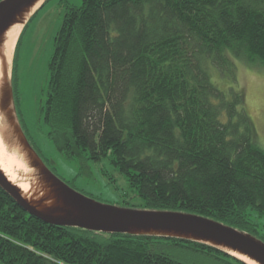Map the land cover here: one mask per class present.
<instances>
[{
	"label": "trees",
	"instance_id": "1",
	"mask_svg": "<svg viewBox=\"0 0 264 264\" xmlns=\"http://www.w3.org/2000/svg\"><path fill=\"white\" fill-rule=\"evenodd\" d=\"M39 10L12 57L17 117L15 53ZM234 60L264 65V0L66 5L41 108L48 138L68 160L115 167L132 197L123 208L206 218L264 243L249 219L264 218V151L243 95L227 98L209 75ZM174 251L243 264L178 239L46 225L0 190V264H188Z\"/></svg>",
	"mask_w": 264,
	"mask_h": 264
},
{
	"label": "water",
	"instance_id": "2",
	"mask_svg": "<svg viewBox=\"0 0 264 264\" xmlns=\"http://www.w3.org/2000/svg\"><path fill=\"white\" fill-rule=\"evenodd\" d=\"M46 1L1 0L0 45L7 30L15 25H21L23 29ZM0 116L3 121H7V130L4 129L2 135L9 139V145L21 151L29 167L35 171V187L38 191L34 196H23L1 171L0 190L36 220L50 226L91 233L178 239L206 245L243 264L247 263L238 257L254 264H264V243L248 233L192 215L102 205L68 187L44 165L19 126L13 99L11 67L9 84L3 85L0 90Z\"/></svg>",
	"mask_w": 264,
	"mask_h": 264
},
{
	"label": "rangeland",
	"instance_id": "3",
	"mask_svg": "<svg viewBox=\"0 0 264 264\" xmlns=\"http://www.w3.org/2000/svg\"><path fill=\"white\" fill-rule=\"evenodd\" d=\"M81 3L82 0H49L27 25L15 53L17 120L28 143L44 165L68 187L102 205L123 208V202L132 198L124 177L107 160L94 163L66 159L49 140L41 112L54 37L66 5L79 7ZM233 64L234 69L225 70L224 73L211 68V81L227 98L231 90L243 95L257 143L264 151V65L248 64L242 60H234ZM132 204L138 205L136 200ZM249 219L258 225V235L264 237V218L256 219V215L250 213ZM172 256L188 264H216L185 252L174 251Z\"/></svg>",
	"mask_w": 264,
	"mask_h": 264
},
{
	"label": "bare ground",
	"instance_id": "4",
	"mask_svg": "<svg viewBox=\"0 0 264 264\" xmlns=\"http://www.w3.org/2000/svg\"><path fill=\"white\" fill-rule=\"evenodd\" d=\"M21 29V25H15L3 36L0 45V90L3 85L9 84L12 54ZM6 123L7 121H3L0 116V171L11 184L21 191L23 196H34L38 191L35 187V171L29 167L21 151L16 146L9 145L7 141L9 139L2 135L3 130H7ZM238 258L247 264H254L243 257Z\"/></svg>",
	"mask_w": 264,
	"mask_h": 264
}]
</instances>
